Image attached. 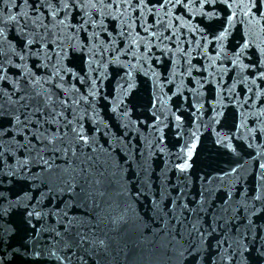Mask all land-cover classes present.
Here are the masks:
<instances>
[{"label":"water","instance_id":"1","mask_svg":"<svg viewBox=\"0 0 264 264\" xmlns=\"http://www.w3.org/2000/svg\"><path fill=\"white\" fill-rule=\"evenodd\" d=\"M0 264H264V0H0Z\"/></svg>","mask_w":264,"mask_h":264}]
</instances>
